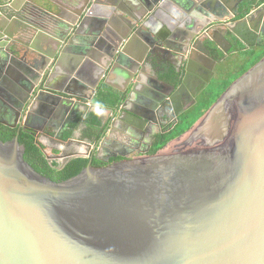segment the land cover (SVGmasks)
Returning a JSON list of instances; mask_svg holds the SVG:
<instances>
[{
	"label": "water",
	"instance_id": "1",
	"mask_svg": "<svg viewBox=\"0 0 264 264\" xmlns=\"http://www.w3.org/2000/svg\"><path fill=\"white\" fill-rule=\"evenodd\" d=\"M26 1L20 9H8L7 17L0 11V21L9 19L14 30L12 36L0 37L2 54L25 69L20 68L17 79L0 74L1 97L20 108L13 123L0 120L1 125L17 130L11 140H0V264H264V57L187 131L151 157L103 168L88 164L77 175L55 182L24 160L25 148L18 141L19 132L29 129L25 120L37 100L35 94L26 97L27 92L40 88L62 106L77 102L104 110L94 105V99L99 91L118 90L108 80L117 63L123 66L124 88L119 92L127 93L118 95L120 111L147 121L126 105L140 81L149 77L147 70L156 57L153 49L174 58L181 53L174 45L183 44L196 61L213 62L210 48L226 53L222 44L230 43L222 33L226 29L236 38V31L230 24L219 23L216 39L212 34L216 25L199 24L191 11L204 17L214 3L230 9L225 0H187L188 4L137 0L136 9H143L138 16L128 14L122 8L128 4L121 0L108 2V9H102L104 0L96 8L91 5L93 9H63L61 0ZM243 2L247 7L241 14L262 0H238L236 9ZM171 3L187 7L183 10L190 15L189 22L185 19L181 26L174 22L171 9L167 10ZM255 15L261 22L264 2L232 25L248 34ZM109 16L111 21L106 22ZM116 17L123 23L117 25ZM149 19L161 27L150 28ZM7 23H0V30ZM253 32L258 29L253 27ZM137 39L142 43L134 57L127 49ZM29 42H40L43 52L29 49ZM77 44L90 47L92 53ZM70 53L72 65L65 68L62 62ZM191 57L181 61L176 75L179 86L169 85L172 93L166 99H179L199 69ZM81 58L97 62L92 65L96 74L89 96L49 85L58 77L63 85L83 90L76 75L82 70ZM213 65L200 90L189 97V107L209 84ZM36 136L48 162L62 159L65 165L74 158H86L77 147L89 151L88 143L71 134L63 142L76 145L68 155L63 156L59 148L57 155H48Z\"/></svg>",
	"mask_w": 264,
	"mask_h": 264
},
{
	"label": "flooded vegetation",
	"instance_id": "2",
	"mask_svg": "<svg viewBox=\"0 0 264 264\" xmlns=\"http://www.w3.org/2000/svg\"><path fill=\"white\" fill-rule=\"evenodd\" d=\"M104 1L107 3L104 4L105 6H102V9H106L107 5L109 6L108 2H117V0ZM121 1H124L125 3L127 2L125 0ZM25 2L27 1L25 0ZM25 2L22 0H0V11L5 13L7 17V15H9L8 9H20ZM99 2V0H61L62 5H64L63 9H93V7L96 8V4H100ZM237 2L238 0H225V3L227 4L226 6H229L230 9L223 7V4L221 6V3H214L216 4L214 5V8L205 10L207 13L204 17L200 18V21L199 19H196L198 20V23L202 25L208 22L211 23V25H216V27H214L212 30L213 37L216 39H219L218 33L220 34V28L218 26L220 25L219 23H223L224 25L230 24V28L236 31V38H232V36L227 33L226 29L224 30V33H222L230 43L222 44L223 48L227 51L226 53H217L209 47L211 51L210 58L212 57L214 63L203 59L196 61V56L192 54L191 57V53L188 52L183 44H181V46L174 45L175 51L181 52L174 58L170 57L164 52H161L158 48L153 49V52L156 55L155 62L152 65V68H148L150 63H148L146 67L149 69L147 70L149 77L147 78L146 76V78L140 81V86H137L136 91L132 94L128 104L126 105L127 110L134 111L135 113L146 117L148 119L147 121L128 117L120 111L119 102H117V105H111L109 103H105L98 95L94 99V105L102 106L104 110L96 109L93 106L85 108L83 105L77 102L69 104L62 103V106L58 100H54L42 94V92H40V88L34 90H30L29 88L31 92H27L26 97L35 94V96H37V100H35L34 104L32 105L31 115L25 120L26 125L29 126V129H27L25 132L30 134L34 133V135L32 134L34 137L37 135L36 137L40 138V141L46 146L45 151H48L49 155H57L58 152L56 149L59 148L63 150V156L70 153V147L76 146L72 142L68 143L67 145L63 143L69 138V136L65 138V134L70 132L72 137L89 144L88 152H86L84 148L83 150H80V152L82 155H86V159H89V164L93 165L94 168H103L114 163L132 161L136 159L140 160L155 155L167 143L175 139H169L164 146L157 149L154 153H151L152 149L155 148V146L162 142L165 138H167L175 129L179 123V119L183 116V114L196 105L200 94L207 89L214 79L218 65L223 60H225V58L239 54L240 51L251 50L253 48L264 46V17L262 18L261 22L257 21V15H255L254 18H251L250 23L252 27L250 29L251 32L248 34L242 33L238 28L232 25L233 21L241 19L247 13H249V11L251 12V10L256 9L259 5H261L263 0L257 6L249 8L243 14L240 12L247 7V3L243 2L238 6V9H236ZM91 5L93 6L92 8H90ZM121 5L122 4L118 3V6L121 7ZM122 8L126 12L127 9H129V7L125 4L122 6ZM183 11L184 13H187L185 10ZM184 13H178L177 11L172 12L174 22L176 24H183L185 19L186 22H189L188 19H190V17L186 16L183 18ZM138 14L139 13H136L134 16H138ZM192 16L194 18L196 17V15ZM110 17L111 16L106 19V22L111 21ZM3 21L8 23L5 30H0V37H4V35L5 37L12 36L14 34V30L12 28L13 24H11L9 19L7 20L5 17L3 18ZM3 21H0V23ZM114 22L118 25L123 23V20L119 17H116ZM213 22L218 23L213 24ZM146 23L147 26L153 28L154 21L149 19L146 20ZM253 27L258 29V32H253ZM87 29L90 30V27ZM141 41L140 43H142ZM35 45L36 42H29L28 48H32L38 52V49ZM77 45L80 47L79 44ZM131 45H136V42ZM5 46H7V44H5ZM79 49H83V51L86 49L85 52L92 53L90 47H80ZM128 49L130 50L129 46ZM128 49L127 51H129ZM2 52L3 48L0 47V74L2 73L3 75H9L10 77L17 79L18 73L21 70L20 68L23 67H17V63L14 61V58L7 56L6 54L3 55ZM189 55L191 57V61L198 64L199 69L197 68L193 73V79H191L188 82V85H186L181 91L179 99L175 97V99L168 100L166 99L167 95L172 93L170 91L171 89L169 85L175 86V89L179 86L176 76L177 70L179 69L183 58L187 59ZM211 63L214 64L212 67L213 75L211 74V80L207 87L195 97V104L189 107V105L192 104V101L189 97L200 90L202 83L206 79V76L210 75ZM23 70L25 69L23 68ZM77 74L79 77L80 73L78 72L76 75ZM156 78H159L166 84L158 83ZM58 81L55 79L50 82L49 85L56 88L59 85L57 83ZM120 81L121 86L118 87V90L115 88H110L109 91L105 92L104 94L107 96L113 95V98H118V95L125 97L127 93L121 95L119 92V90L124 88L123 80ZM59 82L61 86H63L61 81ZM63 88H65V86H63ZM65 89L69 93H74L76 95L87 97L90 94L87 91L89 89L88 87H85L83 90H81L78 85H72L70 83ZM55 94L61 95L60 93L56 92ZM75 100L83 101L81 98L77 97H74V101ZM82 103L87 102L83 101ZM181 110H184L183 113L177 116L176 114ZM19 112V107L9 104L0 95V120L13 123V120L19 117ZM21 118L22 117H20V119ZM22 120H20V122ZM0 126L5 127L1 124ZM91 132L93 133L89 138L80 139L81 134ZM54 138H57V140ZM58 160H53L51 162L58 163ZM59 164L61 168L63 164Z\"/></svg>",
	"mask_w": 264,
	"mask_h": 264
},
{
	"label": "trees",
	"instance_id": "3",
	"mask_svg": "<svg viewBox=\"0 0 264 264\" xmlns=\"http://www.w3.org/2000/svg\"><path fill=\"white\" fill-rule=\"evenodd\" d=\"M264 2V0H263ZM264 57V46L253 48L251 50L240 51L225 58L217 67L215 77L200 94L195 106L189 109L179 119L178 125L162 142L152 149L154 153L157 149L166 144L169 139L176 138L187 131L207 110L208 108L225 92L228 87L247 71L253 68ZM97 95L105 102L111 105H117L118 98L113 95L107 96L99 91ZM91 133L81 134L80 139L89 138ZM70 132L65 134V138L70 136ZM17 135L16 129H10L0 126V140L9 141ZM18 141L24 146V160L40 175L49 178L52 181L59 182L77 175L83 168L89 164V159L74 158L60 168L56 162H48L43 154V147L38 143L37 139L30 133L20 131ZM93 167V165H91Z\"/></svg>",
	"mask_w": 264,
	"mask_h": 264
},
{
	"label": "crops",
	"instance_id": "4",
	"mask_svg": "<svg viewBox=\"0 0 264 264\" xmlns=\"http://www.w3.org/2000/svg\"><path fill=\"white\" fill-rule=\"evenodd\" d=\"M125 1H127L126 3L128 4V7H129V9H127V13L128 14H136V13H142V10L143 9H136V5H135V2H137V0H125ZM185 2H186V4H188V2H187V0H184ZM139 2V1H138ZM187 7L185 6V5H182V6H176V5H174L173 3H171L170 4V6H168L167 7V9H171V12H178V13H181V12H183L184 13V11H183V9H186ZM191 14L192 15H196V17H195V19H199V21H200V18H202V15H200L199 17H198V13L196 12V11H193V12H191ZM190 17V15L188 14V13H184V17L183 18H185V17ZM227 19V18H226ZM198 21V20H197ZM154 26L153 27H155V29H158L159 27H161V26H158V25H156L155 24V22H154V24H153ZM182 25V24H181ZM180 25V26H181ZM235 26V25H234ZM140 41L141 40H136L135 42H136V45H131L130 46V50L128 51L129 52V54H131L132 56H134V57H138V55L140 54V47H141V43H140ZM137 42H138V44H137ZM142 42V41H141ZM36 48L38 49V51H40V52H43V49H44V46L40 43V42H37L36 43ZM77 47H78V45H76ZM82 47H86V46H82ZM35 48V47H34ZM73 57H74V55L73 54H67L66 55V58L63 60V66L65 67V68H68V66H69V64H71L72 65V59H73ZM82 59V58H81ZM79 59V62H80V64H79V66L80 67H82V70H80V79H79V82H81L82 83V85H84V88L86 87H88L89 88V86H90V83L95 79V74H96V71L91 67L93 64H97V62L96 61H93V60H90L89 61V63L88 62H85V60L84 59ZM86 67H85V66ZM84 67V68H83ZM114 67V69H113V72L111 73V75L108 77V80L109 81H111V83L114 85V86H116V87H120L121 86V78H123L122 76H123V73H121V70H122V68H123V66L121 65V63H117L115 66H113ZM55 79H57V81L59 80L58 79V77H56ZM59 84V83H58ZM69 84V83H68ZM63 86H65V88H66V86L67 85H63ZM63 86H61V84H59L57 87H56V89H59L60 91H62V92H67V93H69L65 88H63ZM112 89H114V88H112ZM88 91V90H87ZM89 93V92H88ZM70 94V93H69ZM63 96H65V94H63ZM74 147H76V146H74ZM78 149H80V150H83V148H81V147H77Z\"/></svg>",
	"mask_w": 264,
	"mask_h": 264
},
{
	"label": "rangeland",
	"instance_id": "5",
	"mask_svg": "<svg viewBox=\"0 0 264 264\" xmlns=\"http://www.w3.org/2000/svg\"><path fill=\"white\" fill-rule=\"evenodd\" d=\"M46 153L49 155V152H48V151H46ZM57 162H58V164H59V163H61L62 161H61V159H60V160H58ZM59 165H60V164H59Z\"/></svg>",
	"mask_w": 264,
	"mask_h": 264
}]
</instances>
